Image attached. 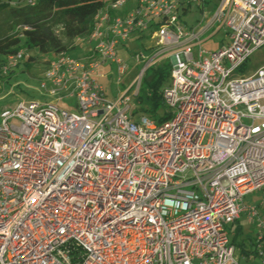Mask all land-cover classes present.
Listing matches in <instances>:
<instances>
[{
  "label": "built area",
  "instance_id": "built-area-1",
  "mask_svg": "<svg viewBox=\"0 0 264 264\" xmlns=\"http://www.w3.org/2000/svg\"><path fill=\"white\" fill-rule=\"evenodd\" d=\"M195 6L205 16V0L109 3L75 40L97 43L84 58L62 52L45 71L78 112L31 102L0 113V264H238L229 227L245 213L264 257V217L242 206L264 189V66L235 77L264 46V0H220L188 29L180 18ZM214 27L231 42L208 52ZM139 33L153 46L133 56L141 76L171 65L163 123L129 116L139 83L110 102L99 82L109 65L125 74L118 48ZM28 58L0 61V77Z\"/></svg>",
  "mask_w": 264,
  "mask_h": 264
},
{
  "label": "rangeland",
  "instance_id": "rangeland-1",
  "mask_svg": "<svg viewBox=\"0 0 264 264\" xmlns=\"http://www.w3.org/2000/svg\"><path fill=\"white\" fill-rule=\"evenodd\" d=\"M219 1L220 0H205V16L197 6L192 7L187 14L181 15V24L188 29L207 26L213 17ZM133 4V2H130L124 9L131 8ZM230 35L231 31H229L226 27H223L218 33H216L215 27L211 28L203 37L206 40L203 47L208 52H215L220 48L226 47L231 42ZM22 38L30 41L34 50L29 52L31 55H36L34 56L36 58L28 63L25 61L22 62L15 71H11V73L9 72L11 74L9 78L0 79V113L6 109H14L20 103L29 104L31 102H37L40 104H53L58 102V104L63 108L73 112H78L76 109L75 98H65L64 100H60L62 94L60 95L58 93L51 92L50 83H48L45 79V71L48 68V64L35 54L40 51L42 45V40L38 31L36 30L32 33H22ZM151 42L152 41L149 40H145L143 42L139 41L137 43L135 42L133 45L135 46L134 48H137L135 52L133 51L132 46L118 48L117 52L119 58H124V61L126 60L128 66V70L124 75L120 76L118 71H116V68L112 71H100V74L103 77H100L99 82L110 102H117L125 92L131 90V86L135 83H139V88H141L142 91L149 90V77L151 76L152 71H148V73L145 71L143 76H141L142 67H139V65L136 64L133 56L136 53H146L151 51V48L153 47ZM95 44L97 43L92 42L90 47L93 48ZM87 47L88 45L86 43L77 46V48L73 50L72 55L76 58L84 57L88 50ZM44 58L50 59L51 56H44ZM26 63L30 66L29 68L28 65H25ZM263 66L264 46L250 55L247 62L237 71L235 77L251 76ZM44 81H46V87H42V84L45 83ZM170 85L171 79L168 78L162 83L159 93L162 94V92L169 88ZM134 90L135 87L129 92V96L131 97V102L129 103L130 110L128 111L129 116L137 123L143 116L148 117L151 120H155L151 114L142 112L141 109L146 106L136 102L137 96H134ZM172 111L173 108L164 104L163 107L157 110L156 118H159L166 113H171ZM242 206L245 209L251 207L256 208L258 213L262 216L264 213V189L247 194L242 201ZM247 218L246 213L240 218L244 229L239 240L244 239L249 233H251L253 237L257 233L256 228H254V225L251 224ZM231 238L232 235L230 236V239ZM235 259L238 264L264 263V257L258 253L256 255H251L250 257H245L240 254V250L238 248L235 250Z\"/></svg>",
  "mask_w": 264,
  "mask_h": 264
},
{
  "label": "trees",
  "instance_id": "trees-1",
  "mask_svg": "<svg viewBox=\"0 0 264 264\" xmlns=\"http://www.w3.org/2000/svg\"><path fill=\"white\" fill-rule=\"evenodd\" d=\"M114 1L36 0L33 5H30L27 0H0V61H5L8 56L16 54L20 50H26L29 55L25 62L34 60L36 55H31L29 52L34 48L29 40L22 38V33H32L36 30L41 37L42 45L40 51L35 54L48 65L50 60L44 56H56L62 52L73 56L72 52L77 48L74 45L75 40L77 38L88 39L93 33L95 17L98 12ZM27 26L31 27V30L23 31V28ZM148 39V35L139 33L131 41L133 51L137 50L133 46L135 42H143ZM27 63L25 65H28ZM148 71H152L149 77V90L142 91L140 88L136 102L146 106L141 109L143 113H149L155 120L157 119L158 123H163L171 118V113L156 118L157 110L165 104L159 89L162 83L170 78L171 65L169 61H165L154 68L151 67L147 73ZM10 73L1 76L0 79L9 78ZM262 217H264V213ZM243 229L241 220H237L230 226L229 234L232 235L231 243L235 250L238 248L240 254L245 257L259 254L257 233L254 237L249 233L244 239L239 240Z\"/></svg>",
  "mask_w": 264,
  "mask_h": 264
},
{
  "label": "crops",
  "instance_id": "crops-1",
  "mask_svg": "<svg viewBox=\"0 0 264 264\" xmlns=\"http://www.w3.org/2000/svg\"><path fill=\"white\" fill-rule=\"evenodd\" d=\"M137 35H138V34L133 35L124 47H130V46L132 45L131 41L134 39V37L136 38ZM148 40H149V39H148ZM148 40H147V41H148ZM87 48H88V50H87V53H88V52L90 51V47H87ZM87 53H86V54H87ZM50 56H51V58H50L49 60H51V59L53 58L54 55H50ZM83 58H84V57H83ZM123 60H124V58H123ZM113 69H115V66H114V65L106 66V71H112ZM15 70H16V69H15ZM239 220H240V219H239ZM254 228H255V225H254Z\"/></svg>",
  "mask_w": 264,
  "mask_h": 264
}]
</instances>
